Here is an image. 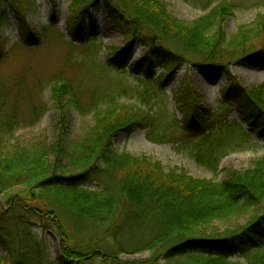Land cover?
<instances>
[{
	"label": "trees",
	"instance_id": "1",
	"mask_svg": "<svg viewBox=\"0 0 264 264\" xmlns=\"http://www.w3.org/2000/svg\"><path fill=\"white\" fill-rule=\"evenodd\" d=\"M90 1H72L73 43L85 39L79 20L84 8L93 5ZM4 3L15 12L26 42L38 44L40 37L21 8L24 0H0V5ZM82 3H86L83 8ZM105 5L109 28L126 40L124 49L102 64L105 72L118 78L125 53L138 38L143 39L146 56L160 57L171 74L191 63L213 77L228 72L232 61L264 66V15L228 37L219 21L229 13L227 7H216L186 24L173 18L160 0H105ZM6 16L0 8V31ZM3 58L0 50V63ZM137 78L136 85L119 78L112 91L92 99L86 109L94 113L95 123L68 151L63 150L62 138L50 146L5 143L7 136H0V193L16 186L27 188L17 201L14 197L15 203L11 199L7 207L0 206V244L5 251L0 264H46L32 218L42 229L62 237L61 260L51 264L94 260L100 264H264V215L254 214L245 224L226 231L212 227L264 202V156L245 170L230 169L225 178L215 180L193 177L184 168L166 171L158 160L115 148L119 133L147 130V139L160 144L171 141V131L182 124L192 135L179 137L180 144L189 146L200 165L217 171L225 156L252 139L240 122L229 120L228 113L224 116L233 108L231 101L238 104L243 121L264 139V83L227 90L222 114L203 105L198 91L183 83L174 94L176 110L183 117L178 121L165 110L163 90L150 83L154 78L150 69ZM51 91L63 137L69 128L68 106L80 112L84 106L67 80L54 83ZM126 97L135 103L120 102ZM8 126L12 124L2 119L0 128ZM92 182L98 188L86 186ZM87 236L93 238L83 243ZM128 238L133 239L132 247L150 251L151 257L139 263L122 261L119 256L129 247L124 243Z\"/></svg>",
	"mask_w": 264,
	"mask_h": 264
},
{
	"label": "rangeland",
	"instance_id": "2",
	"mask_svg": "<svg viewBox=\"0 0 264 264\" xmlns=\"http://www.w3.org/2000/svg\"><path fill=\"white\" fill-rule=\"evenodd\" d=\"M72 1L24 0L25 4L21 8L26 15V21L40 37L36 45L28 44L21 35L18 19L9 5L5 3L0 5L7 14L0 31V50L4 56L0 63V122L3 119L12 124L5 130L0 128V136L3 139L7 136L5 143L11 141L12 144L22 145L29 142L52 146L62 138L63 150L68 151L89 133L95 123L94 113L87 112L86 109L93 101L92 99L96 98L95 101H97L103 93L112 91L115 82H120L119 78H122L124 84H138L137 77L149 72V69L154 77L150 83L155 88L163 90L161 95L166 104L165 110L172 120L178 121L183 117L176 110L174 94L183 83H186L188 88L198 91L203 98V105L221 114L224 109L221 107L224 102V93L227 90L236 85L251 89L255 85L264 83V66L255 67L247 62L221 63L228 64L229 71L224 70L217 77H213L208 70L192 63L180 66L171 74L164 69V62L160 57L146 56L142 38H138L128 49V53H125V61L118 78L114 73L105 72L102 68V64L108 62L110 56L119 54L126 45L125 37L108 26L105 0H94L90 8H84L79 21L82 23L81 31L85 39L82 42L74 41L75 44L71 34L74 25L70 21ZM160 1L165 4L173 18L186 24L198 21L216 7H227L229 13L219 21L221 30L228 37L236 34L241 26H250L258 19V16L264 15V0ZM88 2L91 3L90 0ZM82 4V8L86 6V3ZM240 54L238 51L235 56L239 58ZM185 58L188 61L198 62L192 57ZM59 78L71 83L81 99V105L84 106L83 112L76 110L72 105L68 106L69 128L63 137L58 129L59 112L52 100L51 91V86L59 82ZM120 102L135 103V100L126 97ZM230 103L233 104V108L229 112H224V116L228 113L229 120L240 122L251 134L252 139L243 149L225 156L217 171L200 165L190 155L189 146L180 144L179 137L187 133L192 135V132L182 124L171 131L173 136L171 141L160 144L147 139V130L139 129L131 135L119 133L115 138V148L119 152L158 160L166 171L184 168L196 178L223 179L228 174L227 170H245L264 156V139L258 137L254 130L243 121L238 104L235 101ZM210 124L211 122H208L207 126L209 127ZM66 161L64 158L63 165ZM65 169L66 167H63L59 170ZM86 186L96 189L99 184L92 182L87 183ZM25 189L27 190L26 186H16L0 193V206L7 207L11 199L12 203H15L18 197L20 198V193H26ZM257 213L264 215V202L245 215L216 221L212 227L221 231L233 229L240 224H245ZM31 223L33 233L41 242L45 263L60 261L63 255L61 235L50 229H42L36 218H32ZM90 238L93 237L84 238L83 243ZM132 241V238L125 239L124 243L129 247L121 253L119 258L124 262L147 261L151 257V252L132 247ZM4 253L0 244V256ZM91 263L100 264L97 260L87 264Z\"/></svg>",
	"mask_w": 264,
	"mask_h": 264
}]
</instances>
